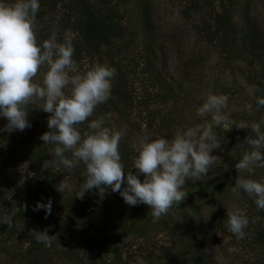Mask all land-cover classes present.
Returning <instances> with one entry per match:
<instances>
[{"label":"rangeland","instance_id":"1","mask_svg":"<svg viewBox=\"0 0 264 264\" xmlns=\"http://www.w3.org/2000/svg\"><path fill=\"white\" fill-rule=\"evenodd\" d=\"M93 1L99 4L109 2L120 16L119 22L129 37L130 47L120 68L126 80L125 86L129 92L126 99L131 108L123 116L111 115L106 120V126L115 130L127 127L126 135L120 141V148L124 147L123 151L129 154L132 162L137 156L140 138L148 136L150 139H171L177 128L210 121L211 116L196 115V109L202 105L207 93L229 97V106L224 111L232 120L258 122L255 111L264 117V108L263 111L257 110L256 98L245 81L249 57L241 53L239 47L237 54L224 56L220 47L205 37V31L211 29L213 13L227 10L238 38L241 39L249 25L256 29L259 39L264 42V0ZM52 2L53 0H39L41 9H47ZM75 7L73 0H63L61 4L58 3L56 15L52 19L54 22L58 18L63 20L65 33L72 35L73 47L79 44V37L74 29L78 15ZM46 21L47 17L44 18L45 23H37V31L49 27V23L54 24L53 21ZM65 33L57 35L58 42L63 41ZM50 37V34L41 33L39 44ZM118 44L126 46L122 42ZM239 44L240 42L237 45ZM129 60L131 61L128 62ZM76 62L82 73L96 63L112 68L107 62L101 63L83 55L78 56ZM45 71L46 68L41 69L35 82H42ZM115 79L116 74L112 82ZM40 103L42 101L35 106L39 107ZM248 104L252 105L251 113L246 110ZM97 115L99 114L95 116L94 113L89 122L99 118ZM27 119L31 123L38 122L43 117L28 115ZM7 123L4 117H0V223L16 213L23 194L31 189L24 175L26 167L23 163L19 164L13 140L16 130L10 134L3 131ZM214 132L221 150H213L211 154L220 159L211 166L208 176L202 180L189 179L186 182L183 188L188 193L186 198L179 205H173L158 220L167 227H152L148 222L153 221L150 207L139 204L142 208L141 224L147 225H137L117 246L120 261L112 256L99 255L95 249L78 247L77 242L83 235L96 236L100 223L83 226L71 224L69 227L64 225L62 216H55L47 222L36 219L21 221L17 224L18 231L28 230L34 238L31 231L47 230L48 235L57 237L52 243L55 257L48 264H196V251L192 252L186 245L184 233L188 229L194 230L195 241L198 242L202 256L197 255L203 260V264H254L253 251H249L243 244L246 241H242V244L238 242L241 239L230 232L226 219L228 211L239 208L243 194L233 193L235 180L244 177L264 182V168L255 167L253 173L240 172L235 168L238 163L234 161L237 150H252L244 142L250 134L249 130L233 126L230 131L214 128ZM12 134L15 135L13 138ZM261 151L264 152V149ZM84 172L85 165L82 162L76 163L71 170L62 167L55 176V183L59 185L63 181L70 186L65 190V195H76L80 185L72 177ZM139 178L141 181L144 179L143 176ZM2 237L3 233L0 234V241ZM4 246L5 249L10 248V251L15 250L16 235L9 238ZM8 260L0 254V264H6ZM36 260L45 264L44 258L37 257Z\"/></svg>","mask_w":264,"mask_h":264},{"label":"clouds","instance_id":"2","mask_svg":"<svg viewBox=\"0 0 264 264\" xmlns=\"http://www.w3.org/2000/svg\"><path fill=\"white\" fill-rule=\"evenodd\" d=\"M39 9V0H0V117L8 121L3 131L23 132L31 127L27 119L28 106L42 101L39 109L51 115L47 120L50 131L40 139L44 145H55L53 153L57 159L52 163L65 170H71L78 162L85 165L86 178L75 197L83 200L85 193L95 188L102 200L110 188L129 206L148 205L155 223L186 198L188 193L183 188L189 179L206 178L211 166L220 159L211 154L213 150H221L214 128L230 131L235 126L249 130L244 142L252 150L244 153L235 168L248 173H253L255 167L264 168L261 151L264 149L261 123L264 121L232 120L224 111L229 106V97L207 93L196 115L211 116L210 121L177 128L171 139L140 138L133 162L135 174L125 172L119 148L127 127L115 130L106 126L111 113L89 122L95 109L110 99L115 69L96 63L82 73L73 59L71 33H65L63 42H58L57 33L53 31L49 39L38 44L36 16ZM42 68L46 71L42 82L37 83L35 78ZM257 103L264 106V98ZM246 110L251 113L252 105H246ZM85 123L88 131L82 134L78 126ZM68 152L72 159L65 155ZM122 185L126 186L122 188ZM68 188L70 186L61 181L57 190L62 193ZM232 191L237 195L247 194L257 210L264 211V182L240 177L235 180ZM40 209L45 211L47 219L51 215L52 201L37 203L33 211ZM4 223L11 228L10 218ZM226 224L237 239H243L249 219L243 209L236 208L227 212ZM31 233L45 247H51L57 239L48 235L47 230Z\"/></svg>","mask_w":264,"mask_h":264},{"label":"trees","instance_id":"3","mask_svg":"<svg viewBox=\"0 0 264 264\" xmlns=\"http://www.w3.org/2000/svg\"><path fill=\"white\" fill-rule=\"evenodd\" d=\"M62 2L63 0H53L47 9H41L40 7L36 16V23H45V17L48 21H53L57 5ZM73 3L76 5L75 8L78 13L74 29L79 37L78 46H74L73 59L76 61L80 55L95 58V61L111 64L116 72V79L112 82L110 99L95 109V116L97 113L99 114L97 117L104 116L107 113L114 114L116 117L123 116L129 111L131 104L126 99L129 92L125 86L126 80L120 68V63L124 60V55L130 46L125 28L119 22L120 16L107 1H105V4H99L93 0H73ZM191 5H194V3H191ZM230 17L227 10L213 13L211 29L205 31V37L208 41H213L215 45L220 47L221 54H224V56L235 55L240 49L241 53L249 57L250 61L246 64V74L244 76L257 101L264 98V42L259 39L256 29L249 25L246 27L241 39L238 38ZM49 24V27L37 31V41L43 32L47 35H52L53 31L57 35L65 33L66 26L62 19L58 18L57 22ZM50 29H53V31H50ZM121 42L126 46L118 44ZM238 42H240L239 45H237ZM237 47L239 48L237 49ZM244 63H246V60H244ZM257 108V110L263 111L264 106L257 103ZM27 110L29 111L28 115L37 118L41 116L43 119L38 122H31V127L23 132L16 130V136L12 134V138L15 136L13 140L18 153L19 164L23 163L26 167L24 175L28 179L27 182H29L31 189L23 194L22 203L19 204L16 213L10 218L12 221L11 228L6 223H0V234L3 233L0 241V254L9 259L6 264H41L37 262V257L39 259L44 258L45 264L50 263L52 258L55 257L53 253L54 245L45 247L31 237L28 230L18 231L17 224L31 219L47 222L55 216H62L64 225L69 227L71 224L83 226L100 223L96 229V236L83 235L82 239L77 242L78 247L87 250L88 248L95 249L99 255L112 256L116 261H120L117 246L127 237L130 230L142 223L141 206L127 205L120 194L112 192L110 188L107 189L102 200L98 195V189L95 188L85 193L83 200L75 197L76 195H65L66 191L62 193L58 191L55 176L62 166L57 167L52 163L53 160L57 159L53 153L55 145H44V142L40 139L45 132L50 131L47 120L51 114L45 113L38 106L31 104ZM255 113L258 122L264 121L261 114L257 111ZM78 127L82 134L84 131H88L86 123ZM261 130L264 131V123H261ZM123 148H119V151L122 163L125 166V172L132 171L135 174L133 162L129 158V154L123 151ZM244 153L237 150L234 161L239 162ZM262 153L264 152L262 151ZM65 155L68 158L72 157L70 152L65 153ZM85 178L84 174H75L72 177L79 185L84 182ZM124 186L126 185H122V188ZM49 200L52 201V211L51 215H48L45 219L46 213L43 209L38 211H33V209L37 203L47 204ZM239 204V208L246 213L249 224L244 229V238L238 242L242 244V241H246L243 244L249 248V251H253L254 264H264V211H258L253 199L244 193ZM185 216L188 218L187 215ZM151 219L153 220V217ZM148 222L152 227L166 226L163 222ZM190 223L188 222V224ZM15 224L16 229H14ZM141 225L145 227L147 223ZM184 234L187 238V247L192 252L196 251V264H203V260L197 255L202 256L199 252L198 242L195 241L194 230L188 229V232L186 231ZM13 235H16V249L10 251V248L5 249L4 244Z\"/></svg>","mask_w":264,"mask_h":264}]
</instances>
